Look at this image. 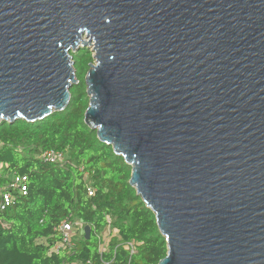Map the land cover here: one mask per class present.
<instances>
[{"label":"water","instance_id":"95a60500","mask_svg":"<svg viewBox=\"0 0 264 264\" xmlns=\"http://www.w3.org/2000/svg\"><path fill=\"white\" fill-rule=\"evenodd\" d=\"M83 47L85 122L131 166L159 264H264V0H0V122L66 109Z\"/></svg>","mask_w":264,"mask_h":264},{"label":"trees","instance_id":"16d2710c","mask_svg":"<svg viewBox=\"0 0 264 264\" xmlns=\"http://www.w3.org/2000/svg\"><path fill=\"white\" fill-rule=\"evenodd\" d=\"M92 59L89 48L74 53L78 84L66 109L34 122H0V188L17 176L26 177L28 188L25 195L12 191L13 203L0 210V264H159L167 255L155 214L129 182L131 166L85 122ZM50 149L64 152L66 163L44 160ZM70 215L91 227L90 236L79 235L73 253L54 252L59 226ZM107 226L117 232L101 255Z\"/></svg>","mask_w":264,"mask_h":264},{"label":"built area","instance_id":"2783aa9c","mask_svg":"<svg viewBox=\"0 0 264 264\" xmlns=\"http://www.w3.org/2000/svg\"><path fill=\"white\" fill-rule=\"evenodd\" d=\"M41 157L44 160L54 164H64L67 161V156L64 152L54 149L44 151ZM80 170H84V167L81 166ZM25 181H26V177L17 176L13 179L11 183L0 188V210L6 209L8 206H10L13 203L14 198L12 191L19 190V192L22 193L23 195L27 194L28 188L27 185L25 184ZM93 193H94L93 189L89 188V194L93 195ZM86 225L87 224H85L84 222L74 219L72 215L64 219L59 226V232L61 238L58 242H56L52 246V251L60 252L61 250H66L69 253H73L76 249V238L82 233H84V228ZM113 232H117V231L113 230ZM111 237L112 235L110 236L109 240L111 239ZM126 248L130 249L131 253L135 252V247L132 242L126 243ZM106 249H107L106 242H104L102 238V243L100 245L101 255ZM82 264H94V263L88 260ZM100 264H111V262L105 259H101Z\"/></svg>","mask_w":264,"mask_h":264},{"label":"rangeland","instance_id":"374dc122","mask_svg":"<svg viewBox=\"0 0 264 264\" xmlns=\"http://www.w3.org/2000/svg\"><path fill=\"white\" fill-rule=\"evenodd\" d=\"M84 48H88V47H83V48H81V49H84ZM89 50L92 51V48H89ZM92 55H93V51H92ZM92 62H94V59H92V60L89 62V64L92 63ZM111 232H113V230H112L109 226H107V227L104 229L103 233H102V238H103V241L106 242V245L108 244L109 238H110V236L112 235Z\"/></svg>","mask_w":264,"mask_h":264}]
</instances>
